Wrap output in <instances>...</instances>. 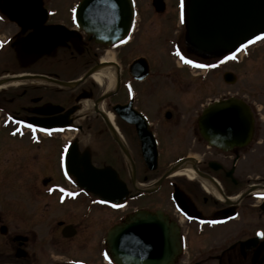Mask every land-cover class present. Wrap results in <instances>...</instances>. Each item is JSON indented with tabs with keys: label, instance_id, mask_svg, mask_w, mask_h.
I'll list each match as a JSON object with an SVG mask.
<instances>
[{
	"label": "flooded vegetation",
	"instance_id": "obj_1",
	"mask_svg": "<svg viewBox=\"0 0 264 264\" xmlns=\"http://www.w3.org/2000/svg\"><path fill=\"white\" fill-rule=\"evenodd\" d=\"M185 1L183 7L181 0L174 5L176 26L182 29ZM52 2L0 0V24L8 21L18 29L0 38V56L11 44L13 61L26 72L9 74L7 65L0 73V86L20 82L7 95L1 88L0 95V264H114L105 238L137 211L159 212L179 229L181 253L172 264H264V236L258 235L264 232V70L255 73L251 97L236 92L205 103L185 97L192 90L189 78L211 92L209 75L219 69L214 66L242 63L254 54L257 66L264 68V28L243 46L208 54L188 46L185 28L186 52L173 40L177 51L170 57L198 71H175L176 65L173 71L153 72L148 64L146 72L135 76L138 72L130 67L141 56L130 60L125 76L114 53L138 32L143 13L137 1L129 39L110 46L97 44L77 25L79 0L61 7ZM161 2L158 12L150 1V15L157 18L166 11ZM31 19L44 23L30 28ZM103 55H111L119 72L107 95L102 86L103 92L87 82V69L76 71L89 58L95 68ZM38 61L43 72L28 73ZM227 73L221 75L225 85ZM33 77L50 84L32 91L25 78ZM231 78L233 83L240 79ZM229 97L246 103L253 132L247 143L224 149L201 137L198 121L209 104ZM85 101L91 109L77 116ZM23 147L28 149L22 152ZM188 168L192 178L183 173ZM171 169L173 174L163 177ZM100 171L112 179L101 183L112 204L73 177ZM53 177L58 182L52 183ZM121 189L124 196L118 200ZM98 211L111 217L100 219Z\"/></svg>",
	"mask_w": 264,
	"mask_h": 264
},
{
	"label": "water",
	"instance_id": "obj_2",
	"mask_svg": "<svg viewBox=\"0 0 264 264\" xmlns=\"http://www.w3.org/2000/svg\"><path fill=\"white\" fill-rule=\"evenodd\" d=\"M158 12L161 0L154 1ZM131 0H82L78 23L96 43L109 45L121 41L129 32L133 19ZM29 22L39 28L44 20ZM264 26V0H189L187 7V41L200 53L230 50L253 37ZM130 70L140 77L146 72L144 60ZM139 68V69H138ZM201 137L210 145L229 149L247 143L252 135L253 119L241 100L229 98L209 105L199 118ZM79 184L111 201L101 183L112 179L107 171L92 175H75ZM116 181V180H115ZM117 199H122L121 189ZM107 246L116 264H172L181 251L179 229L159 213L139 211L114 226Z\"/></svg>",
	"mask_w": 264,
	"mask_h": 264
},
{
	"label": "rangeland",
	"instance_id": "obj_3",
	"mask_svg": "<svg viewBox=\"0 0 264 264\" xmlns=\"http://www.w3.org/2000/svg\"><path fill=\"white\" fill-rule=\"evenodd\" d=\"M137 1V6L142 8V15L140 17L141 21L138 22V32L135 34L133 41L131 43H129V45L121 48L118 51H115L114 53V60L116 61V64H118L119 66H121L122 69V73L125 72V76L128 70V65L130 64V60L133 58H138V57H145L148 60V64H150L152 71H169V70H174V66L177 65V67L175 68V71H183L185 73V71H191L189 69H192L191 67L186 68L184 67V65L182 63H176L174 61V59H172L173 57H170V54H173V50L175 47L174 41H178L182 47V49L184 50V52H186V47H187V43L184 41L185 37H184V33H185V28L183 27V29L181 27H177L176 25V10L174 9V5H175V0H165L166 2V11L160 15L157 16V18L155 16L150 15L148 7L151 6L150 1L151 0H136ZM72 0H53V2L51 3V6H58L61 7L63 5L70 6ZM185 6H188L187 2L185 3ZM153 12V11H152ZM171 23H173L172 25L174 26V28H172V25L169 26ZM141 26H143L141 28ZM18 29L16 28V26L14 25H10L7 21V24L5 25H1L0 24V38L1 39H6L7 37H9V35H11L12 33L16 32ZM177 32V33H176ZM174 33H176V37L172 38ZM171 38L172 40H170L169 42L166 43V39ZM11 44H9L6 48L4 53L0 56V73H2L1 70H3L5 67H7V65L11 66V71L9 74H21V73H26V72H20L22 69L18 68V66L20 65L19 63H16L15 61H13V58L11 56L12 54V50H11ZM96 48H94L95 51ZM194 57L200 59L199 57H197L196 55H194ZM214 57L208 58L207 60H211ZM20 59V58H19ZM108 59H112L111 55L108 56H102L99 61L101 60H108ZM21 60V59H20ZM41 61V60H40ZM175 65H174V63ZM256 59H255V55L252 54L249 58L247 59H243L242 63H238L236 64L234 62L230 63L228 65H226L225 67H216L215 68H219V69H214L211 72V75H209L211 81H210V87H211V92H206L204 91V86H201V84L199 85L194 79H190L192 80L191 83V88L192 90L190 91V94L188 96H185L186 98L191 96L190 99H192V101H194L195 103H205V101H207V99H216L219 98L221 95L223 96H229L232 94H235L236 92L239 93L240 95H248V96H253V84L256 81L254 79V77H258V74H255L256 71H262V69L264 70L263 67L261 66H257L256 64ZM78 64V62H77ZM178 64L183 67L179 68ZM93 66V62L91 60V58H89V60H84L82 63L80 62L78 64V68H76V71H82L80 72V74H82L84 71L89 72L91 70ZM45 67V66H44ZM41 62H37L35 63L33 66H31L30 70L28 73L31 74H36V73H41L43 72L42 70L45 69ZM228 70L229 73L233 74V76L238 75L240 77V79L238 80V82H232L227 83L226 85L223 83V80L221 78L222 73ZM49 71V70H46ZM86 72V73H87ZM76 73V72H75ZM74 73V75H75ZM85 73V72H84ZM85 73V74H86ZM8 74V75H9ZM84 74V75H85ZM183 75V73H181ZM8 77V76H7ZM75 76H73L74 78ZM44 80V79H43ZM18 84L20 83L19 81H16ZM11 83V82H9ZM236 83V84H235ZM47 84H33L30 86V89L32 91H35L36 88L34 87H40V88H46ZM3 86V85H2ZM50 86V85H49ZM93 86L96 89H99V91L101 90V92H103V89L100 85H97L96 83H93ZM16 86H9L8 88L5 87V91H3L4 93H6L7 95V91L11 88H16ZM2 91V89L0 90V92ZM1 92L0 95L3 93ZM69 92V91H66ZM10 95V93H9ZM193 96V98H192ZM222 96V97H223ZM181 99L180 101L182 102V97L183 95H180ZM194 99V100H193ZM109 101H106V103ZM106 111H108V109L105 107ZM89 116L88 118L93 119V115H87ZM80 118V117H79ZM87 118V117H86ZM86 128V126L84 127ZM87 129V128H86ZM71 136V135H70ZM4 139L5 136H4ZM78 141V140H77ZM80 142V141H79ZM15 142H11V145L14 144ZM59 143H56L59 146ZM81 143V142H80ZM54 144L52 146V148H55V161L57 162V145ZM28 148L23 147L21 149V151H25ZM6 165V163L4 164ZM53 173H55V170H52ZM38 178V174L36 175ZM46 178V176H45ZM54 178V177H53ZM39 180H41L40 178H38ZM41 182V181H40ZM52 183L54 182H58L55 178L52 179L51 181ZM95 214L98 216V218H102V219H109L111 217V213L107 212V211H98L95 212ZM201 242H203V240H201ZM205 243V242H204ZM68 251V250H66Z\"/></svg>",
	"mask_w": 264,
	"mask_h": 264
},
{
	"label": "bare ground",
	"instance_id": "obj_4",
	"mask_svg": "<svg viewBox=\"0 0 264 264\" xmlns=\"http://www.w3.org/2000/svg\"><path fill=\"white\" fill-rule=\"evenodd\" d=\"M188 3H189V0H188ZM188 46L191 49H194L195 52H197L196 48L193 47V45L190 44L189 42H188ZM92 70L93 71L91 73H89L90 75L88 77L87 82L96 83L97 85L102 86L104 91H105L104 95H107L108 93L112 92L115 88L116 81H117V75H118V68L115 66L114 62L111 59L102 60L100 62V65L95 66V68ZM25 80H28L27 81L28 84H50L49 82H47L41 78H34L33 77V78H25ZM16 85H18L17 82H11L8 84H3V86L1 85L0 89L5 88V87H9V86H16ZM82 104H83L82 112H79L78 114H76L77 116L79 114L89 112V110L91 109V103L90 102L85 101ZM98 109L100 112H102V110H103L102 106L100 104L98 106ZM107 115L109 116V119L113 118L110 113ZM170 173L171 172L168 171L167 174H169V175L173 174V172L171 174ZM183 173L188 178L193 177L191 170L189 168L186 169Z\"/></svg>",
	"mask_w": 264,
	"mask_h": 264
},
{
	"label": "snow or ice",
	"instance_id": "obj_5",
	"mask_svg": "<svg viewBox=\"0 0 264 264\" xmlns=\"http://www.w3.org/2000/svg\"><path fill=\"white\" fill-rule=\"evenodd\" d=\"M181 4L183 5V0H181ZM182 19H183V17H182ZM177 54H179V52H178ZM182 59H183V57H182ZM186 62H187V63H193V61H186ZM10 119H11V117H10ZM20 123H23V121H20ZM28 127L34 129V126H33V125H28ZM44 131H49V130H48V129H44ZM51 190H52V189H49V191H51ZM72 195H75V193H72ZM258 235H262V236H264V232L258 233Z\"/></svg>",
	"mask_w": 264,
	"mask_h": 264
}]
</instances>
